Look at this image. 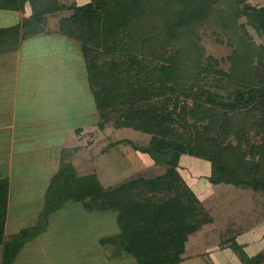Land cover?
Masks as SVG:
<instances>
[{
	"label": "trees",
	"instance_id": "obj_1",
	"mask_svg": "<svg viewBox=\"0 0 264 264\" xmlns=\"http://www.w3.org/2000/svg\"><path fill=\"white\" fill-rule=\"evenodd\" d=\"M247 1L0 0L1 9L28 4L31 10L22 26L0 29V50L58 18V32L79 44L102 119L98 127L112 122L148 134L139 151L166 166L157 176L103 187L96 174L77 176L71 160L63 162L43 195L45 216L79 202L86 212L115 220V232L101 243L138 264H179L188 236L211 220L179 174L182 156L208 162L212 184L264 193V46L247 28L264 37V4ZM66 9L72 13L60 16ZM200 30H211L231 53L220 60L206 55ZM223 60L227 69L220 67ZM7 203L8 181L1 179L0 264H12L42 230L34 224L5 237ZM250 260L264 264V251Z\"/></svg>",
	"mask_w": 264,
	"mask_h": 264
},
{
	"label": "rangeland",
	"instance_id": "obj_2",
	"mask_svg": "<svg viewBox=\"0 0 264 264\" xmlns=\"http://www.w3.org/2000/svg\"><path fill=\"white\" fill-rule=\"evenodd\" d=\"M58 2L67 5L83 4L81 0H58ZM246 4L260 6L264 4V0H248ZM71 13L72 10L66 9L60 12L59 15L68 16ZM57 19L49 20V24L57 23ZM240 21L244 22L245 19L242 18ZM247 28L254 42L264 46V37L251 27L248 26ZM37 43L36 40H32L24 44L26 59L32 58L31 53L38 50L36 55L32 54L33 58L38 57L41 53H46V51L54 54L52 62L45 63L46 69L48 67H56L57 69V67H60L58 61L59 63L65 62L62 52L58 53V49L37 47ZM200 46L204 49L206 55H211L219 60L225 59L232 50L225 41H217L211 30H200ZM33 58L32 60H34ZM74 59L75 76L73 75L72 78L73 81L76 77L78 78V94L76 95L75 92L74 96V93H72L74 90H71L66 103L74 107L73 111L75 110L77 116L80 112L84 114L82 120L77 121L76 118H73L66 121L62 118V110L61 118L58 121H46L43 118L40 120L41 124L37 120L23 121L27 126L17 129L14 173L11 179L12 191L10 194L12 199L9 201L11 206L9 214L13 218L9 220L5 237L11 232H17L34 224H36V227H41L42 230L40 229L33 238L26 240V244L20 251L22 254L15 257V262L20 263V258L25 254L26 257L29 254V257L32 258L36 246L41 247V244L43 245V254L38 256L34 254L35 258H39V260H36L38 263L86 264L90 260L96 264H105L108 263V260L113 261L119 257L120 251L115 246L111 247L107 243H101L103 236L115 232L117 228L115 220L110 215L88 213L79 202L74 201L66 202L47 216L42 213V198L45 190L51 177L58 172L63 162L71 160L77 176L96 174L103 187H114L129 179L138 177L157 176L166 169V166L155 164L153 161V165L145 166L143 159L147 157L141 156L142 153L138 148L147 146L150 139L148 134L131 128H115L112 122L107 123L104 128L98 127L102 119L96 109L94 98H92V91L87 87L78 52ZM48 60L49 58L45 59V61ZM42 65L39 63L37 67L30 63L28 70L39 74ZM228 66L229 62L224 60L220 62V67L223 69H227ZM61 69L67 71L68 65H62ZM56 71L58 72V70ZM74 85L75 82H72L71 87ZM78 101H80V105H84L83 111L78 109ZM83 101H87L85 102L87 104L85 105ZM88 101L92 104H88ZM38 111L37 107L33 113L35 115L42 114ZM74 129L77 133L74 132ZM78 131H82L86 137L80 136ZM57 145H61V148H56ZM75 146L79 148L82 146V150L79 148L74 149ZM46 148L50 149V154L49 151H46ZM57 154L58 157L55 158ZM184 158L186 159L184 160ZM187 159L191 160L187 155L183 159H179L180 167L178 171L181 177L184 180L186 179L185 182L189 180L192 184V182L198 181L199 178L201 179L204 176L197 173L196 169L198 168L196 167L199 165L190 166L191 164L188 165L185 162ZM206 163L210 167V164ZM208 185L209 190L206 188L205 198H203L205 201L201 200L206 206H209L212 201L214 202V208H210V215L215 219L214 223L211 224L212 226L217 223L219 226L232 228V231H224L225 235H234L238 231V227H242L244 232L245 229H252L253 231V229L259 228L257 218L264 222L263 192L256 193L249 189H241L225 183ZM254 206L257 207L256 214L260 217L253 214ZM211 225L209 224L204 228L208 233L207 236L200 235L198 231L190 234L185 247V254L190 259L188 264H217L216 260L213 261L211 258L210 253L206 252V246L218 245L224 239V234L219 228L210 233L209 228ZM262 226L260 251H264V223ZM38 242L40 243L38 244ZM221 245L224 246L225 244ZM108 246L110 252L107 249ZM222 246L220 248H223ZM224 247L232 249L236 257L240 259L241 264H251L250 258L255 251L251 244H244L241 237L230 239ZM80 248L85 251L81 253ZM131 259L135 260L133 257Z\"/></svg>",
	"mask_w": 264,
	"mask_h": 264
},
{
	"label": "crops",
	"instance_id": "obj_3",
	"mask_svg": "<svg viewBox=\"0 0 264 264\" xmlns=\"http://www.w3.org/2000/svg\"><path fill=\"white\" fill-rule=\"evenodd\" d=\"M81 1H83L82 3L84 4L88 0H81ZM30 13H31V10L28 4L25 5V8L23 10H11V9H1L0 8V29L9 28L13 26H22L23 21L27 19ZM51 19H54V17H51L48 19V23L45 28L43 27V29L41 28L40 31L36 33H33L24 38H20L16 47H8V48H4L0 50V180L1 179H7V181L9 180L7 216H6L5 227H4L5 234L7 231V225L9 223V220L13 218V217L11 218L9 214L10 208H11L9 201L12 199L10 193L12 191V184H11L12 180L11 179L13 178V173H14V163H15V154H16L15 143H16V137L18 134L17 129L20 127L27 126V124L24 123L23 121L30 122V121L37 120L40 124H41L40 120L42 118L43 120H46V121H50V120L58 121V119L61 118L62 110H63L62 118L64 120L66 121L72 120L73 118H76L77 121L82 120V117L84 116V114L80 112L78 114V116L80 117H78L75 114V110L73 111L74 107L71 106V104L69 105L66 103L67 96L70 95L71 90H74V92H72L74 93V96H75V92H76V95L78 94L77 92L78 78L76 77L74 81L72 78L73 75L75 74V67H74L73 61H75L74 57L76 58L77 52L81 58V62H82L81 69L84 70L87 87L90 89L88 80H87V73H86L85 65H84V58L79 49L78 42L73 38L67 37L59 33L57 23L49 24V20ZM25 28L22 27L21 31L22 30L24 31ZM32 40H36L38 42L37 47L43 46V48L47 47L49 49H52V48L58 49V53L62 52L61 54L65 62L59 63L58 61V64L60 65V67H57V69L56 67H53V68L48 67L46 69L45 63L52 62L51 60H53L54 54H52L50 51H46V53H41L38 55V57L33 58V55H36L38 53V50H35L31 53V56L34 60H32V58L26 59V54H25L26 52H24V44ZM46 58H49V60L45 61ZM26 60H27V64H26ZM30 63L33 66H37V67L39 63L43 64L42 70L40 71L39 74L32 73L30 72L31 70H28V65ZM64 64L68 65L67 71H64L61 69V66ZM56 70H58V72ZM72 82H75V85L71 87ZM75 101H76V98H75ZM85 102L83 101V103L86 105L87 103ZM88 102H89L88 104H92V102L91 103L90 101ZM77 104H78L77 106L79 107L78 109L83 111L84 105L82 104L80 105V101H78ZM93 105H94V102H93ZM37 107L39 110L38 112L39 113L42 112V114L35 115L33 113ZM76 127L79 128L78 126ZM74 132H75V129H74ZM78 133L80 136L86 137L83 135L82 131H78ZM56 148L58 149L61 148V145H57ZM73 148L77 149L79 147L75 146ZM81 148L82 146H80L79 149L82 150ZM46 151H49V154H50L49 148H46ZM141 156L147 157L143 159L145 162V166L153 165L152 164L153 160L148 155H146L145 153H142ZM57 157H58V154L55 156V158ZM183 157L185 156H182L181 159H183ZM185 159L186 158H184V160ZM190 159L191 160L187 159L185 162L188 165L191 164L190 166L199 165L196 167L198 168L196 169L198 171L197 173H199L201 176H204V177L201 179L199 178L198 181L192 182V184L189 180H187L186 183L196 193L197 197L202 202V204L205 206V208L207 209L210 215V208H214V202L212 201V203H210L209 206H206V204H204L203 201L201 200L205 198L204 196H205L206 188L207 190H209L208 184H212L208 180L210 167L208 166L206 161L202 159H196V158H194L196 160H193L192 158ZM199 187L201 188L200 191H199ZM203 200L205 201V199ZM253 209H254L253 214L258 216L256 214L257 207L254 206ZM256 216L255 218H257ZM210 217H211L210 222L206 223L205 225H203L202 227L196 230L198 231V233H200V235L207 236L208 233L204 230V228L209 224L211 225L215 221V219H213L211 215ZM257 219H258L257 223L258 225H260L259 228L253 229V231L252 229H249V230L245 229V232H244V230H242V227H238L237 228L238 231L235 232L234 235L232 236L225 235L223 233L226 230L232 231V228H230L229 226L222 227V226H219L217 223H215L213 226L211 225L209 228L210 233L212 231L218 230L219 228L220 231H222V233L224 234V239L221 240V242H219L218 245L216 246L212 245L210 247L206 246V252L208 251V253H210L213 261L215 259L216 260L215 262L217 264H241L240 259L236 257L235 252L228 247L227 248L224 247L227 245L228 241L232 238L235 239V238L241 237L244 244L246 243L251 244L252 248L255 251L254 253H252V255H255L258 252H260L259 250L260 241H261L260 233H262L261 227H263L262 225L264 222L263 220H260V218H257ZM189 236H188V239H189ZM200 239H201V236H200ZM40 242H38V244ZM186 243H185V247H186ZM25 244L26 242L24 243V245ZM221 244L223 245L225 244V245L222 246ZM42 246H43L42 244H41V247L36 246L35 253H34L36 256L43 254ZM220 246H222L223 248H220ZM107 249H109V252H110L109 246L107 247ZM83 251L85 250L83 249L80 250L81 253H83ZM21 254L22 253L19 252L17 255H21ZM34 254L32 255V258L29 257V254H28V257H26V254H25L23 257L20 258V261H21L20 263L13 261L12 264H71V263H62V262L38 263V261L36 260H39V258H35ZM118 256H119L118 259H114L113 261L108 260L107 261L108 263H105V264H138L135 260H132L131 257L124 255L122 252H119ZM89 261L88 263L84 261L83 262L86 264H96L93 261H90V262ZM189 261L190 259L188 258V256H186L185 250H184L182 254V260L180 261L179 264H188L190 263Z\"/></svg>",
	"mask_w": 264,
	"mask_h": 264
}]
</instances>
